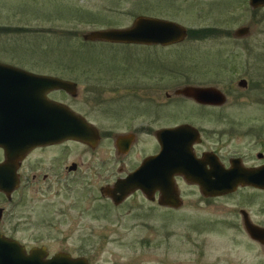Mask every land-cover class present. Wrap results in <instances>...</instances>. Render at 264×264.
<instances>
[{
    "label": "rangeland",
    "instance_id": "rangeland-1",
    "mask_svg": "<svg viewBox=\"0 0 264 264\" xmlns=\"http://www.w3.org/2000/svg\"><path fill=\"white\" fill-rule=\"evenodd\" d=\"M137 14L181 23L188 30L186 37L168 46L81 38L86 30L125 28ZM242 25H248V33L233 35ZM0 61L74 81L76 96H68L67 102L99 135L132 131L142 121L159 127L186 120L204 132L211 130L204 136L205 145L218 142L224 163L228 155L238 154L247 165L258 163L254 155L261 147L254 132L259 129L264 135V6L251 8L247 0H0ZM241 79L246 80L244 87L237 84ZM183 84L216 86L226 101L215 109L200 108L173 92ZM111 140L94 149L70 143L64 157L89 163L91 169L97 168L101 152L106 153L105 179L110 182L117 172ZM135 149L132 154L141 157L144 151ZM42 157L45 161L40 151L29 155L21 176L24 186L12 193L11 202L0 191V206L5 208L0 231L16 228L15 236L27 246L89 249L96 264L127 258L149 264L150 258L163 254L164 263L170 264L200 250L209 259L217 258L216 264H264V250L251 245L238 226L241 208L264 222L263 191L240 186L172 212L147 201L113 209L96 195L89 196L76 181L80 178L60 183L73 176L61 166L52 172L35 165ZM39 170L49 172L47 180L40 174L31 178V172ZM105 179L92 181L91 193ZM190 189L185 190L187 200L192 195L195 199ZM136 218L140 221L135 223ZM210 219L216 223L209 229L204 223Z\"/></svg>",
    "mask_w": 264,
    "mask_h": 264
},
{
    "label": "water",
    "instance_id": "water-1",
    "mask_svg": "<svg viewBox=\"0 0 264 264\" xmlns=\"http://www.w3.org/2000/svg\"><path fill=\"white\" fill-rule=\"evenodd\" d=\"M251 8L263 7L264 0H247ZM125 28L105 27L86 30L82 34V40L124 44L132 43L143 45H164L182 41L188 32L187 28L181 23L172 19L162 17H152L137 14ZM248 25H242L233 30V35L243 36L248 33ZM244 79L237 81L241 87L245 86ZM69 91L73 94L77 86L71 79H63L60 76H53L47 73L31 72L16 65L7 64L0 61V147L4 153L3 160L0 162V191L9 196L12 189L18 187V176L16 172L19 160L27 154V151L39 144L48 142H58L68 140L83 141L89 146H93L98 141V130L92 123L79 113H75L69 107L61 103H51V110L42 111L39 103L48 107L47 98H44L45 91ZM173 92L187 96L199 103L224 104L225 96L222 90L216 86H197L183 84L181 87L174 88ZM24 107V109H23ZM47 113V114H46ZM43 115V116H42ZM46 116V117H45ZM174 130L181 131L188 136L183 141H178V148L169 154L167 145L164 142L167 132ZM194 129L189 123L181 126H174L172 129L163 127L156 130L155 134L161 149L153 156H147L140 166L130 175L122 180L113 183V189L124 190L133 189L139 186L144 191L142 183L136 177L141 176L156 179V186L160 189L161 195L165 198L163 204H174L172 190L164 181L176 172H179L191 183L200 186V192L204 196L225 195L235 191L240 186H254L261 189L264 187V162L257 167H246L238 158L230 157L228 167L223 163L212 158L209 154L202 158L194 157L190 153L191 136ZM119 139V136H116ZM209 156L211 167L205 169L204 160ZM138 175V176H137ZM137 179V180H135ZM112 189V190H113ZM114 191V190H113ZM171 195V196H170ZM247 232L252 237L262 239L264 227L260 228L250 225L245 220ZM33 247L28 254L24 252V247L15 239L0 235V264H80L79 258L70 260L68 255L55 253L51 259L42 261L41 252ZM42 250V249H40Z\"/></svg>",
    "mask_w": 264,
    "mask_h": 264
},
{
    "label": "flooded vegetation",
    "instance_id": "flooded-vegetation-1",
    "mask_svg": "<svg viewBox=\"0 0 264 264\" xmlns=\"http://www.w3.org/2000/svg\"><path fill=\"white\" fill-rule=\"evenodd\" d=\"M149 46V44H148ZM42 74V73H41ZM246 82V81H245ZM57 91H45L44 92V98H47V102H48V107L46 106V108L43 106V104L39 103V107L42 111H47V110H51L53 108H51L50 106V102L51 103H61V105L65 106L66 108L69 107L70 109H72L73 112H75V110L70 106V104L67 102V97H72L75 98L76 96V92H73V94L69 91L66 92H61L58 90L61 89H56ZM175 93V92H174ZM177 96H181L177 93H175ZM224 94V92H223ZM167 96H169L168 93H166ZM225 96V94H224ZM68 97V98H69ZM187 97V96H186ZM191 101H195L192 100L191 98H188ZM226 99V96H225ZM198 103L197 106H199L200 108H204V107H209V109H215L217 106H221L219 104H215L212 105L209 103H199L198 101H195ZM196 103V104H197ZM51 108V109H50ZM24 109V107H23ZM144 111V110H142ZM146 111V110H145ZM77 113V112H75ZM47 114V113H46ZM78 114V113H77ZM80 114V113H79ZM82 115V114H80ZM43 116V115H42ZM46 117V116H45ZM82 117H84L82 115ZM87 122L89 121L86 117H84ZM90 122V121H89ZM88 122V123H89ZM129 122V121H128ZM153 122V121H152ZM152 122H146V121H142L140 122L137 127L135 126L134 129H132V131L129 130H121V132H112L110 134L109 137H107V135H102L98 132V141H96V144H94L93 146H89L88 144H85L83 141H76L74 139L69 138L68 140H61L58 142H48V144H39L35 147H31L28 151L27 154L23 156V158H21L19 160V166H17L16 172L19 174L18 176V187L14 189V191L12 190L10 192V195L7 196L5 194L4 197L6 198L5 200L7 201V203L11 202L13 195V192H16L19 187H23L24 184L21 183V180L23 181V179H21V176H24V171L25 166L28 165V157L30 154L36 152V151H40L43 153V155H46V160H44V158L42 157L38 159V162L35 161V165H37L39 167V165L43 166V168H46V170H52V172H55L56 170H58L61 166V168L63 169L65 174H71L72 173V177L68 180L65 181H60V183H64L65 185L73 182L76 178H80V179H76V181L78 183H82L84 189L87 191V193L89 194V196L93 197L94 195L97 196V198H99L104 202V205L109 204L110 208H119L122 209L125 206H130L131 208L135 205H139L142 204V202L147 201L150 203L151 206L153 207H159L162 208L163 210H165V212H172V210H178L179 208L183 207L186 203L191 202L192 204L197 203L198 201H200L201 199H207L209 200L211 197H219V196H214V195H209V196H204L202 195V193L200 192V186L196 185L194 183L189 182L188 180H186V178L184 176H182L179 172L174 173L173 175L170 176V178H167L166 181H164L172 190H170L171 192H173V197L175 198L174 204H176L175 206L171 205L170 203L167 204H163L161 203L162 200H164L165 198L163 197V195H161L160 193V189L156 186L155 180L156 179H150L147 177H142L143 173H141V176L139 175V177H136L139 182L142 183L143 188H145L146 190L144 191L142 188H139V186H135L133 189H125L124 190H119V189H113V183L116 182L117 180H122L123 178H125L127 175H130V173L134 172L142 163V161H144V159L147 156H153L155 153H157V151H159V149H161V145L158 142V137L155 134L156 130L161 129L163 127H166L168 129H172L174 128V126H181L184 123H189V125H191L194 129H196L195 132H192V136L191 138V147H190V153L192 155H194V157L197 158H202L204 157V155L209 154L212 158H216L217 161H220V163H223V165L225 167H228V160L230 157L233 158H238L242 161V155H228V157H226V163H224V160L222 158V154L219 153V143H215L213 146H209V145H205V140H204V136L206 135V133L208 132L209 134L211 133V130L204 132L205 130H203L204 128L198 124H193L191 122H188L186 120L184 121H173V123L171 124H167L164 123L163 126H159V127H154ZM91 123V122H90ZM209 123V122H208ZM212 123V122H211ZM206 129V127H205ZM256 130V129H255ZM256 132H254V135L259 137V144H257L258 146L260 145V149L256 152V154L254 155L255 158L257 159L258 163L254 164L251 163L249 165L245 164L243 162V164L246 167L249 166H254L257 167L260 164H262L264 162V135L260 136L261 130H256ZM218 134L221 133V131H216ZM214 133V132H213ZM166 137H164V142L167 145L166 149L169 154H171L172 152H175L178 148V141H183V138H186L188 136L184 135L183 133H181V131L178 130H174L172 132H167L166 133ZM116 136H119L120 138L117 139ZM111 143L113 145V147L115 148L114 151V157L116 158V163L117 165L114 167L117 172L114 174L112 180L110 182H108L105 177H106V172H108L107 168V162H108V158L106 157V153L101 152L99 159V162L97 163V168H88L89 163H84L82 160L80 161H75L73 159H70L69 162H67L68 160H66V158L64 157V153L65 151L69 150V144H74L78 143V144H84V146L88 147L89 149L92 148L94 149V147L98 146L99 143H101V141H106L107 139H110ZM181 143V142H180ZM70 144V145H71ZM137 147V151L139 152H143V155L141 157H137L138 153L136 154H132L133 151H135ZM50 152H52L53 154H50ZM0 153L2 156H0V162L3 160L4 157V153L2 151V148L0 147ZM207 160H204V164H205V169L211 167L209 164V156H207ZM67 162V163H66ZM84 163V164H83ZM31 164V163H30ZM29 164V165H30ZM34 165V166H35ZM81 165H85L86 167H81ZM32 166V165H30ZM32 176L31 178L33 180L36 179V176H38L40 174V177L43 179V181L47 180L48 176H49V172H40V170L38 171V173L36 172H31ZM75 176V177H74ZM92 176H94V178L96 180H100V178L103 176V178L105 179V181L102 184H96L94 185V191L91 193L90 191V186L92 185V181H94L95 179L92 178ZM138 176V175H137ZM135 179V180H137ZM191 187L190 189V193H194L195 194V199H193V195L190 197V199H186L188 198L185 194V190H187V187ZM246 188H253L255 189V191L257 192H264V187H262L261 189L255 188L254 186H246ZM114 191H113V190ZM238 189V188H237ZM37 190V189H36ZM2 193V192H1ZM230 194V193H228ZM171 196V195H170ZM193 204V205H194ZM100 205V204H99ZM103 205V206H104ZM196 205V204H195ZM194 205V206H195ZM129 207V208H130ZM97 208H101V206H97ZM5 208H3V206H0V218L3 217L1 216L3 211ZM239 215H241L240 219H238V226L240 228V231H242L249 239L248 241L250 242V244H256L258 247H260L261 249L264 250V234L262 239L256 238V237H252L251 235L248 234L247 232V225H245V220L250 224V225H254L260 228L264 227V222H259L257 219H254L253 216H251L246 209L241 208L238 210ZM132 220V218L130 219ZM200 220V219H199ZM198 220V221H199ZM140 220H137L136 218V222H138ZM197 221V222H198ZM209 223H204V227H208L210 229L211 222L216 223L215 221L211 220H207ZM196 222V223H197ZM233 223V222H232ZM232 223L230 225H232ZM218 224V223H217ZM199 223L196 224V227L198 228ZM8 226H10V224H8ZM232 227V226H231ZM230 227V228H231ZM13 229V231L11 230ZM10 232L8 233H4L3 231H0V235L7 237V238H13L15 239V241H17L20 245L22 244V246L24 247V252L26 254L29 253V251L33 248L36 247L38 250L36 251L38 253V255L41 252V259L42 261L45 259H51L53 257V255L55 253L58 254H62V255H68L70 260L68 261H73L75 260V258H79V263L80 264H96V261H92L91 260V254L89 253V249L85 250L81 249L80 252H73V251H69L68 249H54L53 251H49L48 246H46V244L42 243V244H36L33 243L32 245H25V243H23L22 241L20 242V239L18 237L15 236L14 231L16 230V228H11ZM91 235V234H90ZM42 249V250H40ZM261 250V251H263ZM150 251V249H149ZM163 258H159V259H153L150 258V261L152 262H148L149 264H168V263H164L167 259L165 258L164 254L162 255ZM169 256V254L167 255V257ZM148 261V260H147ZM217 258H212L209 259L208 255H205V253L200 250V251H190L187 253V255H185V257L183 259H181L180 262L177 263H170V264H216ZM65 264V263H64ZM110 264H143V262L140 260L139 261H132L131 258H127L126 260H119L117 261V263H110ZM230 264H234L231 263Z\"/></svg>",
    "mask_w": 264,
    "mask_h": 264
},
{
    "label": "trees",
    "instance_id": "trees-1",
    "mask_svg": "<svg viewBox=\"0 0 264 264\" xmlns=\"http://www.w3.org/2000/svg\"><path fill=\"white\" fill-rule=\"evenodd\" d=\"M204 31H205V32H208L209 30H205V29H204ZM202 32H203V30H202Z\"/></svg>",
    "mask_w": 264,
    "mask_h": 264
}]
</instances>
